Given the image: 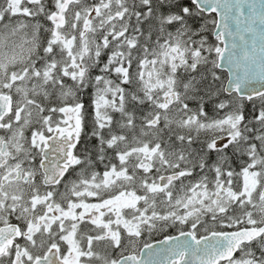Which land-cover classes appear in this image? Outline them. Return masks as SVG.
<instances>
[{
	"label": "snow or ice",
	"instance_id": "obj_1",
	"mask_svg": "<svg viewBox=\"0 0 264 264\" xmlns=\"http://www.w3.org/2000/svg\"><path fill=\"white\" fill-rule=\"evenodd\" d=\"M0 264H264V0H0Z\"/></svg>",
	"mask_w": 264,
	"mask_h": 264
}]
</instances>
